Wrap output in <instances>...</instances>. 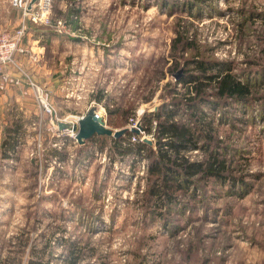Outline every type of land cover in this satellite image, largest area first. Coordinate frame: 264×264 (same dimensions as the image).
<instances>
[{
  "label": "rangeland",
  "instance_id": "rangeland-1",
  "mask_svg": "<svg viewBox=\"0 0 264 264\" xmlns=\"http://www.w3.org/2000/svg\"><path fill=\"white\" fill-rule=\"evenodd\" d=\"M21 15L26 52L0 75V264H69V254L76 264H264V0H52L41 24L0 0L3 27ZM176 30L249 94L201 105L197 148L185 152L222 158L225 179L193 177L168 206L146 204L153 115L166 103L186 120L169 100L186 90L179 78L198 73L183 62L190 51L171 49ZM32 84L57 118L94 108L107 127L138 131L120 138L123 151L113 136L80 144L56 129Z\"/></svg>",
  "mask_w": 264,
  "mask_h": 264
},
{
  "label": "trees",
  "instance_id": "trees-1",
  "mask_svg": "<svg viewBox=\"0 0 264 264\" xmlns=\"http://www.w3.org/2000/svg\"><path fill=\"white\" fill-rule=\"evenodd\" d=\"M170 46L173 51L177 49L182 53L190 51V59L186 58L183 62L185 66L192 62L193 68L198 73H187L185 78H179L177 82L186 86V90L179 97H171L169 100V102H175L177 107H182L185 113L189 111L186 120L173 118L177 109L163 111L166 103L160 106L153 115L156 119V125L152 134L156 138V148L155 150L148 148L144 154L148 159L146 171L150 184L142 195L146 204L152 198H156L161 199L167 206L174 201V192L192 184L193 177L201 176L223 180L226 176L224 160L219 159L217 155L209 154V158L205 162H201L190 160L189 156L185 154L189 149L197 148L194 126L196 121L200 123L203 120L201 119L200 106L205 103H212V106L217 107L218 110L219 105L225 103L224 106H226L235 99L243 100L249 94L248 84L239 82L231 72L232 69L224 62L214 59L207 60L203 57L200 60L194 58L191 40L181 31L176 30V35L173 37ZM209 96L217 99L208 100ZM93 98L97 102L100 101L102 93L94 95ZM120 138H114V141L119 150L123 151L127 147L123 148L119 144ZM209 139H212L211 136L207 137V141ZM135 146L136 153L140 156L143 155L141 150L145 143L137 141ZM70 258L71 255L69 254L66 257L68 263L76 264L75 257L71 260Z\"/></svg>",
  "mask_w": 264,
  "mask_h": 264
},
{
  "label": "built area",
  "instance_id": "built-area-1",
  "mask_svg": "<svg viewBox=\"0 0 264 264\" xmlns=\"http://www.w3.org/2000/svg\"><path fill=\"white\" fill-rule=\"evenodd\" d=\"M51 1L52 0H11V3L12 5L21 7V10L23 11V16H27L33 23L41 24V22H50L48 14L51 8ZM62 24L63 23L60 18L54 21V25L57 27V29H59V25ZM24 31L25 29L22 26H19L13 31H9L7 28H4L0 23V71L2 68L10 66L15 62V59H13V55L16 52H19L20 54H24L26 52L21 45V40L24 35ZM32 90H34L35 98L40 103V106H42L43 110L48 114L51 121H53L54 119V121L57 123L56 120H64L63 118L56 117V111L54 107L51 106L49 102L45 100V90H43L42 87L32 84ZM81 116H77L76 119ZM71 122H76V120ZM135 125H138V123L136 122ZM56 129H58V126ZM67 131H70L74 137V133L71 130Z\"/></svg>",
  "mask_w": 264,
  "mask_h": 264
},
{
  "label": "water",
  "instance_id": "water-1",
  "mask_svg": "<svg viewBox=\"0 0 264 264\" xmlns=\"http://www.w3.org/2000/svg\"><path fill=\"white\" fill-rule=\"evenodd\" d=\"M56 121L60 131L62 129L71 130L74 133L76 141L80 144L91 138L93 134L120 138L126 131H133L135 133L138 131L134 127H124L120 129H111L110 127H107L104 120H102V117L94 113V108L89 109L86 114L78 117L76 122L65 120Z\"/></svg>",
  "mask_w": 264,
  "mask_h": 264
},
{
  "label": "crops",
  "instance_id": "crops-1",
  "mask_svg": "<svg viewBox=\"0 0 264 264\" xmlns=\"http://www.w3.org/2000/svg\"><path fill=\"white\" fill-rule=\"evenodd\" d=\"M12 7H13V6H12ZM13 8H14V7H13ZM25 18H26V17H25ZM25 18H24V19H25ZM22 19H23V17H22V15H21V17L19 18L20 21L18 22V24H16L15 28H13L11 25L9 26V25L4 21L3 24H4L5 26H7V27L4 26V28H7L9 31H13V30H15L16 28H18V27L24 22V20H22ZM29 23H30V22H29ZM8 27H9V28H8ZM25 36H26V29H25V31H24V35H23V37H22V38H23L22 40H26V37H25ZM35 37H36V35H35ZM37 37L40 38L41 35L38 34ZM38 48H39V47H38ZM25 51H26V50H25ZM37 56H38V53H37ZM1 73H2V71H0V75H1ZM1 86H2V85H1ZM1 86H0V88H2Z\"/></svg>",
  "mask_w": 264,
  "mask_h": 264
},
{
  "label": "bare ground",
  "instance_id": "bare-ground-1",
  "mask_svg": "<svg viewBox=\"0 0 264 264\" xmlns=\"http://www.w3.org/2000/svg\"><path fill=\"white\" fill-rule=\"evenodd\" d=\"M94 113H96L97 115H99V113L97 112V110H94Z\"/></svg>",
  "mask_w": 264,
  "mask_h": 264
}]
</instances>
